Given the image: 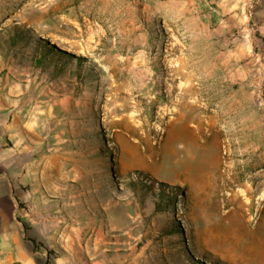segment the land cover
<instances>
[{"label":"rangeland","instance_id":"obj_1","mask_svg":"<svg viewBox=\"0 0 264 264\" xmlns=\"http://www.w3.org/2000/svg\"><path fill=\"white\" fill-rule=\"evenodd\" d=\"M159 1L0 0L3 37L17 26L37 44L18 61L22 117L34 132L67 123L105 207L131 218L133 205L143 214L151 204L155 259L264 264L257 47L216 4L208 47L190 7ZM5 62V72L16 71Z\"/></svg>","mask_w":264,"mask_h":264},{"label":"crops","instance_id":"obj_2","mask_svg":"<svg viewBox=\"0 0 264 264\" xmlns=\"http://www.w3.org/2000/svg\"><path fill=\"white\" fill-rule=\"evenodd\" d=\"M164 2L191 8L208 47L216 31L212 4L229 25L239 17L241 30L257 47L256 80L264 81V0L159 1ZM10 30L9 40L0 33V264H172L153 256L150 203H142L143 214L133 205L131 218L122 217L117 206L105 207L83 166L81 140L65 132L67 123H49L43 133L23 119L18 61L24 48L32 52L37 44L25 40L17 26ZM5 59L15 72L4 71ZM202 76L208 80L212 74Z\"/></svg>","mask_w":264,"mask_h":264},{"label":"bare ground","instance_id":"obj_3","mask_svg":"<svg viewBox=\"0 0 264 264\" xmlns=\"http://www.w3.org/2000/svg\"><path fill=\"white\" fill-rule=\"evenodd\" d=\"M56 43V42H55ZM57 44H59V43H57ZM73 46V45H72ZM75 47V46H74ZM63 48L64 49H67V50H69V51H73V49H71L70 47H66V46H63ZM187 94L188 93H182V95H180L177 99H176V101H178V103L177 104H179L180 105V108L178 107L177 108V111H176V113H177V115H178V117H176L177 119H179V117H180V112H181V106L185 103V99H186V96H187ZM172 102V101H171ZM175 103V102H174ZM187 104H190V105H193V104H191V103H187ZM178 106V105H177Z\"/></svg>","mask_w":264,"mask_h":264},{"label":"trees","instance_id":"obj_4","mask_svg":"<svg viewBox=\"0 0 264 264\" xmlns=\"http://www.w3.org/2000/svg\"><path fill=\"white\" fill-rule=\"evenodd\" d=\"M53 47H55V46H53ZM180 230H182V228H180Z\"/></svg>","mask_w":264,"mask_h":264}]
</instances>
